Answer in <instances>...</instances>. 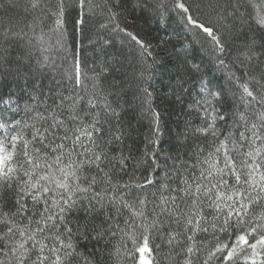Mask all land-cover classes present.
Listing matches in <instances>:
<instances>
[{
  "label": "snow or ice",
  "instance_id": "snow-or-ice-1",
  "mask_svg": "<svg viewBox=\"0 0 264 264\" xmlns=\"http://www.w3.org/2000/svg\"><path fill=\"white\" fill-rule=\"evenodd\" d=\"M129 4L163 29L177 23L221 73L209 77L187 51L177 56L187 118L167 147L143 87L149 130L125 150L121 112L136 109L114 107L124 49L138 54L141 81L165 63L129 21ZM104 6L99 23L95 0H0V264H97L82 242L117 237L115 255L127 264H264V0ZM49 13L59 66L40 48ZM117 37L121 48L110 52ZM88 48L101 59L88 64ZM47 69L62 71L50 77Z\"/></svg>",
  "mask_w": 264,
  "mask_h": 264
},
{
  "label": "trees",
  "instance_id": "trees-1",
  "mask_svg": "<svg viewBox=\"0 0 264 264\" xmlns=\"http://www.w3.org/2000/svg\"><path fill=\"white\" fill-rule=\"evenodd\" d=\"M101 7L94 9L93 20L99 21V23H106V12L104 10V0H95ZM247 3V0H245ZM257 4L260 0H255ZM70 15L68 22L65 26V31L69 37L72 33V20H71V9L68 10ZM87 11V9H85ZM243 11V9H242ZM248 12L252 16L256 15L255 8H248ZM129 21L134 22L137 31L141 33L144 38L153 45V52L157 55V59H162L165 63L152 69V77L146 82L140 80V65L136 59L138 54L129 55V50L124 49L125 57L124 68L122 71L126 74V77H120L122 80V94L120 95L119 105L114 104V107L120 111L121 107L125 110L129 108L131 104L136 111H122L121 119L125 122V130L129 135V138L125 141V150L127 151L128 146L135 142L136 145L140 144L144 134L149 130V123L151 117H145L141 113V104L143 102V95L139 89L143 87H149L152 92L151 103L153 108L159 113L161 131L164 133L162 139L165 142V147L170 140L174 139L175 132L178 130V126H182L184 120L187 118L185 113L182 111V104L177 99L176 84L174 72V61L177 56L183 59L185 51L187 55L196 63H202L204 71L209 77H218L221 73L217 72L216 69L210 63V60L206 54H202L199 50V45L193 46L189 43L191 37L187 36L184 31L180 28L177 23H172L171 27L167 29L161 28L158 23V19L150 15H142L139 11H133L132 5H128V10L125 13ZM91 15V14H90ZM55 16L49 13L48 16L44 17V25L42 26L43 32L45 33L44 42L40 46L42 55L49 58V62L59 66L62 61L60 57L64 54L59 46L56 44L55 37L50 34L52 29H55ZM40 35V29H37L35 38ZM161 40L165 41V44L161 47ZM239 44L240 41H237ZM121 48L120 40L117 37L115 39L114 49H109L110 52L117 51ZM44 49H47L44 51ZM85 56L88 64H92L93 61H99L101 57L98 53H95L91 48L86 49ZM106 59V58H105ZM70 62V61H69ZM131 64L132 66H129ZM99 70V69H97ZM47 74L51 77L57 75L58 71L62 69H47ZM147 76V73H145ZM195 77L193 76V80ZM112 77L109 76L108 80L104 81L105 87H108ZM92 81H87L89 87H91ZM192 81H189L188 87L191 89ZM183 107L190 100V93L183 95ZM115 99V97H110ZM82 251L85 254L95 252V260L97 264H127V260L121 259L115 255V249L119 245V238L111 239L110 241H102L99 245L93 242H82ZM126 247L131 249V241H126ZM100 249L102 251H98ZM124 252V248H121V253ZM150 258V257H146Z\"/></svg>",
  "mask_w": 264,
  "mask_h": 264
}]
</instances>
